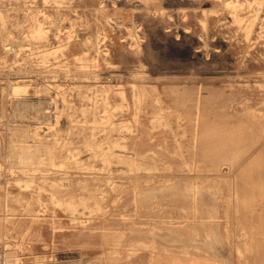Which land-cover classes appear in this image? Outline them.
Here are the masks:
<instances>
[{
  "label": "rangeland",
  "instance_id": "1",
  "mask_svg": "<svg viewBox=\"0 0 264 264\" xmlns=\"http://www.w3.org/2000/svg\"><path fill=\"white\" fill-rule=\"evenodd\" d=\"M0 264H264V0H0Z\"/></svg>",
  "mask_w": 264,
  "mask_h": 264
}]
</instances>
